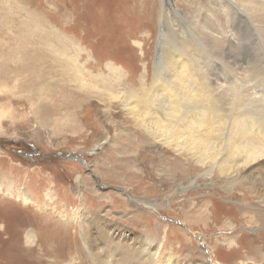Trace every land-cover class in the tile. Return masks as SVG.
Here are the masks:
<instances>
[{"label": "rangeland", "instance_id": "1", "mask_svg": "<svg viewBox=\"0 0 264 264\" xmlns=\"http://www.w3.org/2000/svg\"><path fill=\"white\" fill-rule=\"evenodd\" d=\"M209 1L9 0L14 16L22 12L32 33L80 40L81 44L69 45L68 54L82 48L96 60L108 52L104 64L113 61L123 65L135 81L131 87L137 88L128 91L141 96L153 77L154 55L161 40L163 48L172 52L178 34L198 33L196 21L214 18L205 10ZM163 5H171L174 10L171 15L167 11L165 26ZM234 42L248 66L254 60L252 55L244 52L241 40ZM42 44L39 46L54 50L59 57L56 45ZM198 49L193 50L192 57L206 68L204 74L209 75L206 78L216 95L222 97L229 123L240 111L244 114L249 107L252 110V106H262V102L243 104L249 92L245 88L241 99H237L236 92H219L214 77L227 79L226 70L215 58H204L207 47L204 51L202 47ZM182 51L189 55L192 49ZM144 53L149 62L141 60ZM76 62L78 66L52 64L46 81L38 86L40 90H60L65 83L63 74L68 78L69 71L87 73L92 79L86 78V83L81 84L86 100L76 109L62 106L56 108L58 113L51 108L43 114L35 110L39 105L33 97L45 94L36 88L17 93L13 87L17 81L0 86V264H94L91 253L96 257L109 255L110 244L105 240L109 235L113 237L112 244L119 238L124 244L134 240L136 245L150 244L154 264H264V205L253 197L249 185L228 183L219 168L206 176L208 166L166 150L153 142L132 116H119L121 103L110 109L117 111L116 118H107L104 101L110 104V98L105 85L110 75L105 68L93 69L83 57ZM262 76V81L252 83L261 84ZM240 77L243 85L252 84L250 78ZM55 99L42 103L54 104ZM61 124L78 129L61 133L57 129ZM144 137L145 146L129 151L128 138ZM165 150L167 157L161 154ZM111 154H116L118 160L110 170L106 162ZM178 157L180 163H174ZM128 159L132 162L128 163ZM94 165L108 177L104 179ZM263 172L264 166L252 176H262ZM77 175H82V184L77 182ZM97 189L100 191L95 193ZM84 193L90 196L84 198ZM118 193L128 202L119 200ZM151 205H156L155 210ZM98 215L102 216L100 226L88 221ZM133 257L137 262L139 258Z\"/></svg>", "mask_w": 264, "mask_h": 264}, {"label": "bare ground", "instance_id": "2", "mask_svg": "<svg viewBox=\"0 0 264 264\" xmlns=\"http://www.w3.org/2000/svg\"><path fill=\"white\" fill-rule=\"evenodd\" d=\"M191 2L193 3V1ZM209 2L205 10L207 9V13L214 18L203 23L196 21L194 28L198 30V33L191 32L186 36L178 34L179 38L175 39L176 43L172 47V52L163 48L161 40L156 55H154L156 62L155 65L153 64V71L155 70L153 77L144 95L141 96L136 92L128 91L130 88L137 91V88L131 87L133 84L135 85V81L123 65L113 61L104 64L108 58V52L96 60L95 57L92 60V54L82 48L75 50L73 54H68L69 45L74 42L81 44L80 40L73 36L61 35L52 38L39 32L32 33L28 22L22 17V12L14 16L9 0H1L0 86H11L17 81L18 84L13 86L14 90L18 91L17 93L22 90V92L24 90L34 91L36 88L38 92L47 96L35 95L33 97L36 99L34 102H38L37 105H39L35 110L43 114L50 112L51 108H54L55 113H58L56 108H63L62 106H68L67 109H76L80 107L82 101L86 100L84 92L81 91V84L86 83V78L92 79L87 73L69 71L68 78L63 74L62 79L65 83L60 90L52 88L40 90L38 86L42 84V81H46V75L50 74L49 68L52 64L78 66L76 61L83 57L90 67L95 70L105 68L110 75L105 85L107 98H110V104L108 101H104L107 118L110 120L116 118L117 111L110 112V109L117 108L121 103L123 110L119 111V116L125 114L132 116L138 127L142 128L153 142L161 144L166 150L172 149L180 155L195 159L196 163L208 166L209 168L205 172L206 176H212L214 169L219 168L228 183L248 184V189L253 197L264 205V175L252 176L255 171L264 166V81L261 84L252 83L257 79L262 81L261 76L264 74V0H210ZM235 5L243 7H232ZM81 6L85 7L83 4ZM162 7L163 26H165L168 22V12L171 15L174 10L171 5ZM175 9L178 12V7ZM236 39L241 40L244 52L247 55H252L251 59H254L248 66L240 56L238 45L234 42ZM39 43L56 45L60 53L59 57L55 55L54 50L53 52L48 51L39 46ZM192 44L195 45V48L190 47ZM201 47L203 51L206 50V47L208 48L205 59H208L209 56L215 58L216 62H222L226 70L227 79L222 78L223 76L222 79L220 76L219 78L214 77L216 80L214 81L218 83L219 92L225 94L226 92H236L237 99H241V91L245 88L249 91L247 95L249 100L244 97L247 103L245 104L243 101V104L252 106L256 102L257 105L263 103L262 106L260 105V108L257 106V109L252 106V110L249 107L248 111H244V114L238 110L239 116L233 118L229 123V116L223 105L222 97L216 95L211 81L206 78L209 75L205 76L204 74L207 72L206 68H201L192 57L195 53L193 50L201 49ZM186 48L192 49L189 52L190 56L184 55L182 50ZM141 60L149 62L147 53H144ZM242 75L250 78L252 84L243 85L240 77ZM231 79H233V83H230ZM10 94H14V92L12 91ZM47 99L49 101L55 99L57 103H42ZM52 104L54 107L51 106ZM233 112L236 114L237 111L233 109ZM57 129L61 133H66L78 128L73 125L61 124L60 127L57 125ZM127 140L130 141L129 151H136L142 147L141 144L145 146L147 143L145 137L140 140H130L129 138ZM166 150L162 151V156L167 157ZM117 158L116 154H111L108 157L106 163L110 170L117 163ZM130 160L128 159V163L132 162ZM178 160L179 157L173 162L180 163ZM166 163H170V161ZM94 167L104 179L108 177L97 165ZM253 178L255 180L251 181L250 179ZM76 180L80 184L84 182L82 175H77ZM257 181L258 183H256ZM93 191L97 193L100 190ZM115 193H110L108 196H113ZM82 195L84 198L90 196V194L85 196V193ZM117 197L119 200L128 202L127 198L119 193ZM151 207L155 210L156 205H151ZM140 216H136V219H139ZM101 217L93 216V219L88 221L91 224L99 225L102 222ZM88 234L89 229L87 228L86 235L89 236ZM105 240L110 244L108 245L110 251H107L109 255L96 257V253H91L94 264H126L127 262L154 264V252L152 253L150 244L136 245L134 239L133 242L124 244L120 242V238L114 241L116 244H112L110 242L113 241L111 235ZM88 242L92 243L91 240ZM208 248L215 254L210 244H208ZM254 251L257 253L259 248ZM89 252L91 251L89 250ZM116 254L117 257L119 254L124 257L115 259ZM133 256L139 258H137V262H133Z\"/></svg>", "mask_w": 264, "mask_h": 264}]
</instances>
